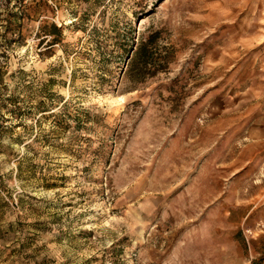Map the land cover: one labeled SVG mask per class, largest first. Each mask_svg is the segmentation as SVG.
<instances>
[{
    "label": "rangeland",
    "instance_id": "rangeland-1",
    "mask_svg": "<svg viewBox=\"0 0 264 264\" xmlns=\"http://www.w3.org/2000/svg\"><path fill=\"white\" fill-rule=\"evenodd\" d=\"M29 6L63 44L8 69L69 105L0 142V264H264V0Z\"/></svg>",
    "mask_w": 264,
    "mask_h": 264
},
{
    "label": "trees",
    "instance_id": "trees-1",
    "mask_svg": "<svg viewBox=\"0 0 264 264\" xmlns=\"http://www.w3.org/2000/svg\"><path fill=\"white\" fill-rule=\"evenodd\" d=\"M31 2L35 0H0V142L6 134L25 127L28 118L36 116L39 120L47 113L62 116V113H54L55 110L64 112L69 105L68 100H63L54 108L47 109L48 105L44 100H33L36 98V91L32 87L29 72L23 68L14 72L8 69V61L15 48L25 46L28 42V22L34 20V17H43L40 19L39 33L44 36L40 43L46 42V45L39 50L40 55L49 54L53 47L63 44L62 27L56 22H43L46 17L41 14L43 11L32 14L29 10ZM154 42L155 39L151 36L139 45L133 60L136 65L140 62L142 67L147 68L150 57L157 51ZM56 122L65 128L69 125L63 126L62 121Z\"/></svg>",
    "mask_w": 264,
    "mask_h": 264
},
{
    "label": "water",
    "instance_id": "water-1",
    "mask_svg": "<svg viewBox=\"0 0 264 264\" xmlns=\"http://www.w3.org/2000/svg\"><path fill=\"white\" fill-rule=\"evenodd\" d=\"M129 58H130V55H129Z\"/></svg>",
    "mask_w": 264,
    "mask_h": 264
}]
</instances>
